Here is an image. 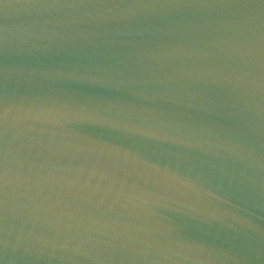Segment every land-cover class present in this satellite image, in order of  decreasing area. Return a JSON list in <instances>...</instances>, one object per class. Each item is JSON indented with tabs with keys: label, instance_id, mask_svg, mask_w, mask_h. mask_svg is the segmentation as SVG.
Segmentation results:
<instances>
[{
	"label": "water",
	"instance_id": "1",
	"mask_svg": "<svg viewBox=\"0 0 264 264\" xmlns=\"http://www.w3.org/2000/svg\"><path fill=\"white\" fill-rule=\"evenodd\" d=\"M0 264H264V0H0Z\"/></svg>",
	"mask_w": 264,
	"mask_h": 264
},
{
	"label": "snow or ice",
	"instance_id": "2",
	"mask_svg": "<svg viewBox=\"0 0 264 264\" xmlns=\"http://www.w3.org/2000/svg\"><path fill=\"white\" fill-rule=\"evenodd\" d=\"M6 163L3 158L2 148H0V206L3 204L4 189L6 187Z\"/></svg>",
	"mask_w": 264,
	"mask_h": 264
}]
</instances>
